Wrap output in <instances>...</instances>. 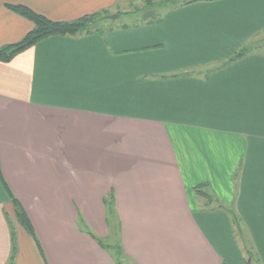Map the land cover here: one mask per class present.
<instances>
[{
	"label": "crops",
	"instance_id": "1",
	"mask_svg": "<svg viewBox=\"0 0 264 264\" xmlns=\"http://www.w3.org/2000/svg\"><path fill=\"white\" fill-rule=\"evenodd\" d=\"M139 1L0 0V48L33 28L9 5L56 22L118 15L102 34L49 37L0 62V264L9 223L13 264H114L78 224L108 238L110 192L133 264H244L230 217L202 209L198 186L234 211L264 264V51L226 63L258 48L264 0H195L149 18L132 15Z\"/></svg>",
	"mask_w": 264,
	"mask_h": 264
},
{
	"label": "trees",
	"instance_id": "2",
	"mask_svg": "<svg viewBox=\"0 0 264 264\" xmlns=\"http://www.w3.org/2000/svg\"><path fill=\"white\" fill-rule=\"evenodd\" d=\"M193 1L195 0L181 1V2H177L174 0L172 1L160 0V2L157 4L161 5L164 8H175L177 6H182ZM142 2L145 3L144 6H142V8L136 9L135 12L156 6V2H154L153 0H144ZM8 8L11 11L15 12L16 14H18L19 16L29 20L33 24V28L30 32H28L25 35V37L20 42L0 48V62L3 63L10 62L16 55L22 53L23 51L37 44L38 42L47 39L49 37L77 36V35H88L93 33L102 34L105 30V26L112 25L105 22L106 19H110L108 18V16L111 15L107 11L84 15L81 18L71 22H56V21H51L46 17L33 12L32 10H30L29 8L23 5H13V6L9 5ZM127 14L128 13H123V14H119V16L127 15ZM261 48L262 51H264V42L262 43ZM261 48L260 47L256 48L251 46L244 47L238 50L234 55H232L227 60L226 63H230L235 60H238L248 55L251 51ZM201 187L202 186H198L195 188L197 195H200L211 202L212 196L206 192H203ZM10 200L14 207L17 222L25 229V231L29 235H31L35 239V234L32 225L25 211L21 207L20 203L13 197H10ZM103 204L105 208L106 226L108 227L109 217H113L112 219L116 222L117 228L115 233H113V236H115L116 238V242L114 244L105 243L104 240L96 236L90 229L85 227L84 222L80 217L78 218V224L83 228L84 233L87 234L102 250H104L109 255V257L111 258L114 264H125V261H128L129 259L124 253L121 244V238H120L121 227L116 218L114 196L112 192L107 194V196L103 199ZM232 218L234 222H237L236 220L239 221L238 217L235 214L231 216V219ZM9 233H10V254L7 264H13L17 251V246L15 240V231L10 223H9ZM109 233L111 234L110 231ZM239 239L242 245L244 246L243 247L245 252L244 264H261L252 248L250 241L248 243H245V241H242L241 237Z\"/></svg>",
	"mask_w": 264,
	"mask_h": 264
},
{
	"label": "rangeland",
	"instance_id": "3",
	"mask_svg": "<svg viewBox=\"0 0 264 264\" xmlns=\"http://www.w3.org/2000/svg\"><path fill=\"white\" fill-rule=\"evenodd\" d=\"M142 1H144V0H141L139 2H136V4L133 5L132 8L134 10H130V11H133L132 12V15L137 14L135 12L136 9L142 8V6H144L145 3H143ZM153 1L156 2V6H153V7H150V8L147 9L148 11L146 13H144L145 16H146L145 18L151 17L150 16V13H152L153 11L156 12V10H157V12H158L160 9H163L164 8L161 5H158L157 4V3L160 2V0H153ZM175 1L180 2V0H175ZM123 8L124 7H121L120 8L121 9V13H129L125 9L122 10ZM164 9L167 10V8H164ZM144 10H146V9H144ZM141 11H143V10H140L138 12H141ZM140 14L143 15V13H140ZM129 15H130V13H129ZM142 15H139V17H129V18L128 17L127 18L126 17H120V18L124 19V21H130V20L132 21V20H139L140 19V16H142ZM134 18H136V19H134ZM105 22L108 23V24L115 23V21H112L110 19H106ZM263 42H264V34L256 37L255 39H253L251 41V43H253V44L256 43V44H254V46H258L260 48H261ZM203 192H206L207 193L206 190H203ZM200 205H201V208L202 209H205L206 211H215V210L216 211H221V210H223L230 217V219H229V221H230V227H231V231H232V235L234 237L235 243H238L239 245H241V247H244L242 245L240 239H239L240 237H241L242 241H245V243H248L249 241H251L250 238H249L248 231H247L246 227L241 224L240 219L238 218L239 221L236 220L237 222H234L233 221V218L231 219V216L233 214H235L232 209L223 208L222 205H221V203L217 199H215L213 197H212L211 202L209 200H207L206 198H203V200L200 199ZM219 206H221V207H219ZM112 218L113 217H109V221H108V229L111 232V234H110V236L108 238H104V242L105 243H110V244H114L116 242V238H115V236H113V233H115L117 226H116V222ZM125 264H133V263L130 260H128V261H125Z\"/></svg>",
	"mask_w": 264,
	"mask_h": 264
},
{
	"label": "water",
	"instance_id": "4",
	"mask_svg": "<svg viewBox=\"0 0 264 264\" xmlns=\"http://www.w3.org/2000/svg\"><path fill=\"white\" fill-rule=\"evenodd\" d=\"M108 18H110V19H116V18H118V15L117 14L110 15V16H108Z\"/></svg>",
	"mask_w": 264,
	"mask_h": 264
}]
</instances>
